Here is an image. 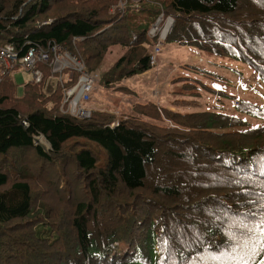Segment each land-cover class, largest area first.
I'll list each match as a JSON object with an SVG mask.
<instances>
[{
	"label": "trees",
	"instance_id": "obj_1",
	"mask_svg": "<svg viewBox=\"0 0 264 264\" xmlns=\"http://www.w3.org/2000/svg\"><path fill=\"white\" fill-rule=\"evenodd\" d=\"M120 1L0 0V47L24 55L57 44L93 72L121 46L126 53L98 82L110 89L153 69L145 45L164 14L174 19L167 44L247 66L264 89V0H165L157 12L134 5L130 14L131 2L122 10ZM140 11L153 13L150 20ZM81 46L92 47L88 58ZM16 70L0 79V264H239L212 259L233 247L248 249L244 264H262L264 129L246 130L224 110L182 113L153 103L118 124L109 112L78 120L60 112L61 87L46 91L44 68L43 82L26 83L18 97ZM196 81L219 102L228 95ZM235 109L264 120L256 103L238 100Z\"/></svg>",
	"mask_w": 264,
	"mask_h": 264
},
{
	"label": "rangeland",
	"instance_id": "obj_2",
	"mask_svg": "<svg viewBox=\"0 0 264 264\" xmlns=\"http://www.w3.org/2000/svg\"><path fill=\"white\" fill-rule=\"evenodd\" d=\"M161 1L165 0H121L119 2V6L122 10H125L127 2H131L128 5V7L130 8L129 14L136 12L134 9V5H138L139 10H141L142 8L144 10H148L150 8L153 9V12H157L160 7L158 5ZM152 14L153 13H150L148 11H140L138 12V18L146 17L148 21L150 20V16ZM172 19L173 17L171 16L165 17V25L167 26V24L170 23ZM156 20H158V17ZM156 20L153 22V25L157 22ZM147 37L149 43L145 46L149 50L151 56H153L155 48L158 46V39L152 40L149 38V36ZM166 40L162 44L160 51L157 54L156 63L154 65H151L153 69L149 72L131 77L129 79H125L121 83L110 89H107L106 87L104 88L101 83H97L95 90L92 93L91 102L94 105V111L109 112L115 117L114 123H121L123 121H127L129 117L136 114L134 108L137 105H146L153 103L158 108H165L167 110L176 112L180 111L182 113H194L203 111L216 112V110L214 109H218L217 111L224 110L226 114L241 117L248 123L246 130L255 128L264 129V120H254L246 116H241L237 114L238 110L235 109V104H237L238 100L256 103L259 106L264 107V89L262 87L258 88L256 85L259 81L263 86V82L257 77L254 72H252L247 66L245 68L241 65H229L227 63L225 64L227 66H223L224 64L220 63L222 62L221 60H218L207 54H205L206 59L204 62H202L201 60L197 61L193 58L195 56L193 49L182 48L176 44H167ZM91 50L92 47L81 46L80 48V52L81 54L83 53L82 56H84L85 58H88V52H90ZM125 53L126 49L121 46L112 48L103 57V61L99 68H97V70L93 72L97 73L100 77L103 76L114 67L116 62ZM186 65H192L198 68H202L203 70L212 71L215 74H220L221 76H227V84H216L212 80L210 81H212L214 84L210 83L208 79L200 76L199 73L195 74L193 72L185 71ZM91 67L95 69V64L92 63ZM239 67H241V71L239 70ZM182 71H184L186 74L184 78H188V80H185L183 78L179 81L180 78L178 77H181ZM67 75V73H64L63 78L67 79ZM11 76L14 83L17 85V96L22 97L24 94V85L33 81L32 74L25 71L24 69H18L14 71ZM56 80H58V76H54L52 80L46 82L45 89L49 94L52 93L55 87ZM196 80H202L207 85L211 84L213 88L223 90L228 95L224 96V100H222V102H219V99L216 96H211L209 94L203 93L202 88L196 85L198 84ZM190 82L194 84L196 83L195 86L192 87L191 84L187 85ZM170 84L174 87L173 91L167 93L169 94V96L173 97V100H170L169 102L179 100L181 102H184L185 104L181 103L178 107L172 105V102L166 103L164 105L162 104L168 99V97L166 96V90L168 89ZM157 101H159L160 103ZM187 102H198L199 105L198 107L193 108V105H187ZM157 125L166 126L169 124L157 122ZM259 134H263V132H260ZM37 142L41 146L49 150L50 146L43 138H40ZM37 171L38 169L36 168L35 173L39 177L43 171Z\"/></svg>",
	"mask_w": 264,
	"mask_h": 264
},
{
	"label": "built area",
	"instance_id": "obj_3",
	"mask_svg": "<svg viewBox=\"0 0 264 264\" xmlns=\"http://www.w3.org/2000/svg\"><path fill=\"white\" fill-rule=\"evenodd\" d=\"M166 20L162 14L148 33L150 39H158V46L150 58L151 65L156 63L157 54L167 39L174 21L172 19L166 26ZM43 68L50 74L46 82L52 80L54 76H58L53 90L58 86L63 90L60 112L78 120L89 119L94 111L90 107L92 93L100 76L95 72H89L82 59L57 44H50L46 48H31L24 55H20L12 46L0 47V79L15 69H24L32 74L35 83H42L44 80ZM64 73L68 74L67 79L63 78ZM75 78H77L75 84L68 89V82ZM256 85L261 84L258 81Z\"/></svg>",
	"mask_w": 264,
	"mask_h": 264
},
{
	"label": "snow or ice",
	"instance_id": "obj_4",
	"mask_svg": "<svg viewBox=\"0 0 264 264\" xmlns=\"http://www.w3.org/2000/svg\"><path fill=\"white\" fill-rule=\"evenodd\" d=\"M264 207V205H262ZM261 223L264 224V216L261 217ZM245 235V234H242ZM247 236H250L251 233L246 234ZM261 239H264V236H261ZM213 244H216V242L213 241ZM219 247V245H216ZM255 250H253L254 254ZM249 255L248 249L246 247H233L232 253H221L220 255H213L212 259L213 260H231L234 262H239V264H244V261L246 260V257ZM262 264H264V261H262Z\"/></svg>",
	"mask_w": 264,
	"mask_h": 264
},
{
	"label": "crops",
	"instance_id": "obj_5",
	"mask_svg": "<svg viewBox=\"0 0 264 264\" xmlns=\"http://www.w3.org/2000/svg\"><path fill=\"white\" fill-rule=\"evenodd\" d=\"M194 53H195V56L193 57L195 60H201L202 62H204L205 61V59H206V56H205V54H202V53H198V52H196V51H194ZM198 58V59H197ZM211 62V61H210ZM232 70V69H231ZM239 70L241 71L242 69H241V67H239ZM182 74V75H181ZM181 77H178V78H182L183 76H185L186 74H185V72L184 71H182L181 72ZM227 76H225V78H226ZM177 78V79H178ZM228 78V77H227ZM173 87L174 86H172L171 84L169 85V87H168V89L166 90V96L168 97V99L165 101V102H163L162 104L164 105V104H166V103H171V102H169L170 100H173V97H171V96H169V94H167L168 92H170V91H173ZM175 97V96H174ZM157 102H159V101H157ZM160 103V102H159ZM93 104L91 103L90 104V107H91V109L92 110H94V108H93Z\"/></svg>",
	"mask_w": 264,
	"mask_h": 264
}]
</instances>
